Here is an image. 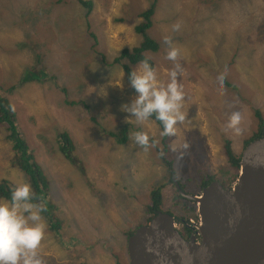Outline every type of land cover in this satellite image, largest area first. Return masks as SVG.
Returning a JSON list of instances; mask_svg holds the SVG:
<instances>
[{
    "label": "rangeland",
    "instance_id": "rangeland-1",
    "mask_svg": "<svg viewBox=\"0 0 264 264\" xmlns=\"http://www.w3.org/2000/svg\"><path fill=\"white\" fill-rule=\"evenodd\" d=\"M91 1L87 31L77 0H0V94L8 97L17 131L42 169L45 186L40 182L37 189H42L34 195L55 206L62 224L57 236L42 217L46 230L39 254L44 264H129L124 231L133 233L143 224L139 217H146L149 193L160 188L162 211L180 215L175 208L184 206L175 185L182 188L180 177L196 178L201 166L205 175L217 178L218 166L225 163L224 140L241 155L243 140L256 127L253 110L260 109L264 117V0H158L147 34L160 48L147 56L155 62L160 83H168L175 65H181L177 80L186 116L176 125V135L168 136L165 153L156 147L145 151L135 143L133 133L157 136V127L121 111L135 90L120 64L107 67L99 56L112 60L123 48L141 42L135 26L149 0ZM177 23L181 27L173 31ZM89 32L97 39L94 51ZM165 36L179 49L175 62L166 58ZM35 45L43 54L42 65L31 70L35 79L46 70L57 80H32L15 88L35 63ZM138 66L131 65L133 70ZM225 69L224 81L232 88L224 83L219 95L216 80ZM7 88L13 90L6 93ZM102 88L107 97L100 95ZM234 112L241 115L238 133L227 127ZM129 125L124 144L109 134ZM9 128L0 123V180L13 187L31 185L12 164L17 151ZM63 132L73 145L68 155L59 149ZM163 156L173 161L174 178L161 162ZM196 190L183 189L199 196L200 188Z\"/></svg>",
    "mask_w": 264,
    "mask_h": 264
},
{
    "label": "water",
    "instance_id": "water-1",
    "mask_svg": "<svg viewBox=\"0 0 264 264\" xmlns=\"http://www.w3.org/2000/svg\"><path fill=\"white\" fill-rule=\"evenodd\" d=\"M175 185L199 206L202 241L185 240L158 212L127 238L129 264H264V135L243 147L233 185L215 179L199 196Z\"/></svg>",
    "mask_w": 264,
    "mask_h": 264
},
{
    "label": "trees",
    "instance_id": "trees-1",
    "mask_svg": "<svg viewBox=\"0 0 264 264\" xmlns=\"http://www.w3.org/2000/svg\"><path fill=\"white\" fill-rule=\"evenodd\" d=\"M77 2L84 10L85 27H86V30L89 31L90 15L94 7V4L91 0H77ZM157 4H158V0H149L148 5L143 10H141L138 14V16L142 19V22L138 23L135 26V31L142 35V40L137 46H134L130 49L123 48L122 50H120L121 52L116 57H114L112 60H108V58L104 55V53H99V56H100V59L103 65H106L107 67H111L116 64H120L122 70L125 71L126 73L125 79L128 81H129V76L131 72L133 71L131 65L132 66L138 65V64L140 65L141 61L148 60L149 64L153 68H155V62L151 57L147 56V52L154 53L158 51V49L160 48V45L158 41H156L154 38L150 37L147 34V31L151 27L152 18L155 14V9L157 8ZM215 11H218V10H215ZM89 37L95 40L93 41V44L91 45L93 46L92 50L94 51V48L97 43L96 41L97 39L94 36V34L91 32H89ZM32 49L34 51L35 63L29 68L30 69L29 72H28V69L25 70V74L23 78H21L16 85H13V87L15 88L16 86H21L22 84L26 82L37 80L35 79L36 74L33 73L31 70L42 65L43 54L37 53L38 51L37 45H35ZM123 61H126V63ZM40 77H41L40 79L51 77L53 80H57L54 75H51L46 70L40 73ZM224 83L228 87L232 88V85H230L227 80L224 81ZM12 90L13 88H7L5 91L6 93H10V91ZM7 98L8 97L6 96V94H0V123L5 121L9 124V127H10L9 129L12 135V138H11L12 148L17 151V154L15 156L13 155L12 164L18 167L26 175L28 182L32 185L34 189L33 193L34 192L40 193L42 187L41 189L39 188L40 190L37 189L38 187H40L39 183L43 182V186H45L42 169L34 161V157L29 150V147L27 145L25 138L19 133V131H17L18 124L16 121V117H15V114ZM253 111H254V118L256 121V127L252 131V134L243 140V147L250 141L258 139L264 135L263 114L261 113L260 109H254ZM149 120L153 122L157 127V136H150V139L151 140L155 139L159 141V144L156 146V149L162 150L165 153L168 150L169 143L167 142L168 136L161 135V132L163 131V125L161 124L160 121L155 119V116H153ZM15 123L17 124V126L15 125ZM132 127L131 125H129V127L121 128V130L118 131V134L114 132H111L109 134L114 136V138L119 141V144H124L129 138L128 133H129L130 128ZM58 143H59V149L62 150V152L65 153V155H68L73 145L70 142L68 134L66 132L59 134ZM223 155L225 158V163L218 166V174H217L218 177L217 178H215L216 175H205L206 171L203 170L201 166H199L196 171V174H197L196 178L195 176L186 177V178L180 177V183L182 186L181 189L182 190L184 189L185 191H188V192L196 193L197 191L196 186H198L201 191V189L204 186H206L209 182L215 179L218 180L224 187H229L231 183L235 182L236 177L238 175L239 160H240L241 155L240 154L235 155L231 147V142L229 140H224ZM161 162L163 163V165L168 167L170 171L169 173L170 176L172 175L177 176L176 172L173 170L174 169L173 161H170L169 159L163 156ZM14 188L15 187H13V185L10 182H8L6 179L0 180V199H6L10 201L11 191ZM180 199L184 202L183 203L184 206L182 207L179 204L175 205L176 213H179L180 215L174 214L172 212H169V213L175 216L176 219H177V216H180L186 219L188 215L192 217V215L195 213L193 210L195 208L193 203L181 196H180ZM145 201H148L145 203V206L143 207V211L145 212L146 217L144 219H141V217H139V221L143 222V224L145 223L147 224V222L153 216H155L158 212L162 211L161 207H162L163 201H162V194H161L160 188L153 189L149 193V199L147 198ZM33 202L41 203L44 206L45 210L41 213V215L44 219L48 221V223L49 222L51 223L50 224L51 231L55 235L59 236L61 233L62 224L60 220L57 219V217L55 216V212H56L55 206L51 203H45V200L43 198L36 197L35 195H34ZM124 232H126L125 234L126 238L130 236L132 233L130 232V230H127ZM183 235L187 236L188 230L187 232H184ZM116 262L117 264H119L118 261ZM78 264H82V263H78Z\"/></svg>",
    "mask_w": 264,
    "mask_h": 264
},
{
    "label": "clouds",
    "instance_id": "clouds-1",
    "mask_svg": "<svg viewBox=\"0 0 264 264\" xmlns=\"http://www.w3.org/2000/svg\"><path fill=\"white\" fill-rule=\"evenodd\" d=\"M180 27L181 25L177 23L172 26V29L179 31ZM163 39L169 45L166 58L175 62L179 49L172 46L170 37L165 36ZM181 71V65L177 63L175 69L170 72L169 82L164 84L158 81L156 70L148 60L141 61L138 68L129 76L130 86L135 90L136 95L131 99L130 104L121 106V111L129 113L141 124L155 116V119L163 125L161 135L175 136L176 125L186 119L182 112L183 86L177 80ZM226 76L227 69L216 80L219 95L224 94ZM100 95L107 97L108 93L102 88ZM240 120L239 112L232 113L227 127L238 133ZM133 136L135 143L145 151L159 144V141L155 139L150 140L149 135L143 131H137L133 133ZM183 147L187 149L188 145L184 144ZM33 200L34 193L31 185L24 183L17 185L11 191L10 201L0 202V264H44L39 248L46 230V224L41 215L45 209L41 203H35ZM172 217L174 218L173 215ZM181 235L187 241L193 238L192 231H188L187 236Z\"/></svg>",
    "mask_w": 264,
    "mask_h": 264
},
{
    "label": "flooded vegetation",
    "instance_id": "flooded-vegetation-1",
    "mask_svg": "<svg viewBox=\"0 0 264 264\" xmlns=\"http://www.w3.org/2000/svg\"><path fill=\"white\" fill-rule=\"evenodd\" d=\"M184 194H188V193L184 192ZM194 207L195 208L193 210L195 213L193 214L194 216L192 215L193 217H188L187 219L186 218H177L176 219V217L174 216L176 224H177V229L180 230V234H184V232H187V230L188 231H195L196 234H198V233L200 234V227H201L202 222H201V216L198 212V204H195ZM165 212L168 213L169 211L168 212L165 211ZM174 227H175V222H174ZM199 234L195 236V241H197V242L201 241V237Z\"/></svg>",
    "mask_w": 264,
    "mask_h": 264
},
{
    "label": "bare ground",
    "instance_id": "bare-ground-1",
    "mask_svg": "<svg viewBox=\"0 0 264 264\" xmlns=\"http://www.w3.org/2000/svg\"><path fill=\"white\" fill-rule=\"evenodd\" d=\"M186 195H189V194H186ZM53 212V211H52ZM198 212H199V214H200V216H201V213H200V210H199V206H198ZM174 222H175V228H177V224H176V221H175V218H174ZM200 222V221H199ZM202 222V221H201ZM143 225H146V224H143ZM143 225H141V226H143ZM202 225V224H201ZM140 227V226H139ZM139 227H137V228H139ZM136 228V229H137ZM201 228V227H200ZM179 230V229H178ZM179 233H180V230H179ZM200 235V237H201V233L199 234ZM201 241H202V237H201ZM200 241V242H201ZM200 242H197V241H195L194 240V243H196V244H200Z\"/></svg>",
    "mask_w": 264,
    "mask_h": 264
},
{
    "label": "built area",
    "instance_id": "built-area-1",
    "mask_svg": "<svg viewBox=\"0 0 264 264\" xmlns=\"http://www.w3.org/2000/svg\"><path fill=\"white\" fill-rule=\"evenodd\" d=\"M198 234H196L195 231H192V237H193L194 240H195V236L198 235Z\"/></svg>",
    "mask_w": 264,
    "mask_h": 264
}]
</instances>
